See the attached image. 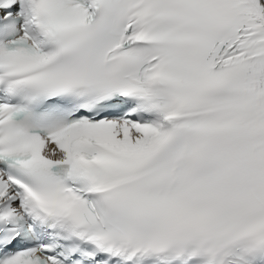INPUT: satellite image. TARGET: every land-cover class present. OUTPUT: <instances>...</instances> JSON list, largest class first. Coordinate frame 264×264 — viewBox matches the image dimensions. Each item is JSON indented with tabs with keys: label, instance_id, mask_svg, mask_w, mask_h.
<instances>
[{
	"label": "snow or ice",
	"instance_id": "1",
	"mask_svg": "<svg viewBox=\"0 0 264 264\" xmlns=\"http://www.w3.org/2000/svg\"><path fill=\"white\" fill-rule=\"evenodd\" d=\"M0 264H264V0H0Z\"/></svg>",
	"mask_w": 264,
	"mask_h": 264
}]
</instances>
